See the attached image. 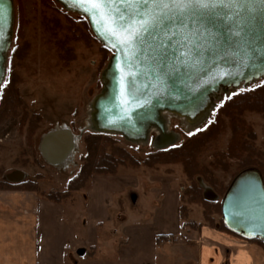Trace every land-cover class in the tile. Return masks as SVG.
<instances>
[{"label":"water","instance_id":"obj_1","mask_svg":"<svg viewBox=\"0 0 264 264\" xmlns=\"http://www.w3.org/2000/svg\"><path fill=\"white\" fill-rule=\"evenodd\" d=\"M54 1L85 18L94 38L112 52L102 74L108 83L93 99L95 120L101 130L125 141L149 140L150 127L158 123L160 112L193 118L215 94L264 80L261 0H225L215 13L192 10L185 26L170 24L168 29H153L143 39L129 42L124 41L123 32L129 26L139 27L138 16L127 18L132 6L106 4L98 12L87 5L77 6L75 0ZM122 14L126 19H120ZM13 26V0H0V87ZM109 27L120 35H110ZM208 194L210 198L215 195ZM220 211L230 231L264 245V179L258 168L248 167L234 176L220 201Z\"/></svg>","mask_w":264,"mask_h":264},{"label":"rangeland","instance_id":"obj_2","mask_svg":"<svg viewBox=\"0 0 264 264\" xmlns=\"http://www.w3.org/2000/svg\"><path fill=\"white\" fill-rule=\"evenodd\" d=\"M13 4V34L6 55L5 77L0 87V97L7 83L10 80L15 81L21 105L16 116H10L0 125V180L5 181L7 176L20 172L24 174L25 181L34 182L44 195L51 192L63 194L69 181L84 164L86 146L83 137L91 135V132L80 134L81 140L73 165L66 171L54 168L43 160L39 152V142L43 135L54 129L57 124L67 125L74 135L84 128L89 103L103 89L102 74L112 52L94 38L90 29H84L81 22L86 21L85 18L65 11L54 0H13ZM51 19L58 21L57 26ZM87 34L90 35L89 38ZM63 42L67 44V54L64 53L66 48L58 44ZM25 45L27 48H24V57L19 58L15 51ZM263 83L264 80L245 89L224 93L216 108L232 95ZM214 111L203 126L190 133H185L179 123L173 121L170 130L178 133L180 140L172 147L180 146L192 135L206 130L213 120ZM243 118L254 131L255 148L264 152V118L256 113H246ZM29 125L34 128L31 135L26 130ZM102 136L114 141L116 146L125 150L136 163L120 166L118 173L147 171L160 178L173 179L180 187V195L189 186L190 182L180 163H155L151 160L158 151L150 146L130 144L118 135ZM154 136L155 134H151L152 139ZM230 136L231 132L225 120L222 131L201 148L197 158L199 165L210 169L213 178L223 186H229L238 171L237 160H227L229 166L226 171L215 163L216 157L225 153ZM195 179L202 191V197L208 200L203 196L204 185L219 197L216 202H219L220 207L225 192L219 196L216 188L206 182L204 177L197 176ZM87 186L88 184L78 191L68 192L63 203L66 204L69 219L74 221L77 227H80L78 222L81 220L78 217L84 213ZM187 208L189 219L196 224L203 222V208L200 205L187 204ZM214 212V220L219 222L221 213Z\"/></svg>","mask_w":264,"mask_h":264},{"label":"crops","instance_id":"obj_3","mask_svg":"<svg viewBox=\"0 0 264 264\" xmlns=\"http://www.w3.org/2000/svg\"><path fill=\"white\" fill-rule=\"evenodd\" d=\"M179 190L147 171L93 176L80 227L66 204L0 191V264H264L262 244L214 229L203 213L199 230L181 231Z\"/></svg>","mask_w":264,"mask_h":264},{"label":"trees","instance_id":"obj_4","mask_svg":"<svg viewBox=\"0 0 264 264\" xmlns=\"http://www.w3.org/2000/svg\"><path fill=\"white\" fill-rule=\"evenodd\" d=\"M43 1L50 2V0ZM53 22L57 26L58 21L52 20V23ZM81 23L83 24L84 29H89L86 21H82ZM87 37L89 38L90 35L87 34ZM64 43L65 42L58 44L62 48H66L64 49V53L67 54L69 51L66 47L67 44ZM24 48H27L26 45L25 47L16 49L15 53L19 58L24 57ZM15 85L16 82L10 80L2 90V95L0 97V125L10 116H16L18 107L21 105ZM214 112L213 120L210 122L206 130L192 135L187 142L180 146L158 151L153 155L154 158L151 161L163 164L171 162L180 163L183 167L185 176L190 182L183 194L180 195L178 218L181 231L199 230L202 227L201 224H196L189 219L187 204H196L203 208V216L205 222L209 226L240 238L224 225L222 219H220L219 222H215L213 216L215 213L214 211L221 213L218 205L219 202L206 201L202 197V191L197 186L195 178L197 176L204 177L206 182L216 188V193L219 196H222L228 186H223L221 182H218L216 178H213L210 169L199 165L197 158L201 148L218 136L222 131L225 120H227L231 136L225 153L219 154L215 159V163L218 164L219 168L226 171L229 166L226 161L229 159L237 160V173L245 168L255 167L260 170L264 179V152L255 148L254 131L243 118L246 113H256L264 118V83L232 95L217 107ZM32 129H34L33 126L29 125L26 129L27 133L31 135ZM102 135L103 134L91 133V135H85V137H83L86 146L84 164H82L75 176L69 181L67 189L63 194L59 192H51L44 195L38 190L36 184L32 181L10 184L0 180V191L35 192L39 197L47 201L63 204L67 199L68 192H75L85 187L93 176H115L118 173V168L120 166L136 164L125 150L116 146L114 141ZM28 138L27 142L29 141ZM159 240L160 239L158 238V241ZM248 241H255L262 244L257 239Z\"/></svg>","mask_w":264,"mask_h":264},{"label":"bare ground","instance_id":"obj_5","mask_svg":"<svg viewBox=\"0 0 264 264\" xmlns=\"http://www.w3.org/2000/svg\"><path fill=\"white\" fill-rule=\"evenodd\" d=\"M101 82L104 87L107 85L108 79L102 76ZM222 95L215 94L212 97L211 102H209V104H207L206 107L193 118L182 117L176 113L168 111L160 112L158 123H155L150 127L149 140L140 138L127 140V142L138 146H150L155 151L168 149L177 144L180 140V135L170 130L171 123L173 121H177L185 133L195 131L207 122ZM85 131L93 134H109L108 132L101 130L95 120L93 100L90 101L87 109V117L84 123V128L82 127L78 134L74 135V133L65 124H57L54 129L43 135L39 143V152L43 160L46 161L48 165L54 166V168L62 171L68 170L69 167L73 165L74 156L78 151L79 141L81 140L80 134ZM151 134H155L153 139L151 138ZM22 177H24V174L17 172L8 177V181L16 182ZM204 188L210 192V188L205 186Z\"/></svg>","mask_w":264,"mask_h":264},{"label":"snow or ice","instance_id":"obj_6","mask_svg":"<svg viewBox=\"0 0 264 264\" xmlns=\"http://www.w3.org/2000/svg\"><path fill=\"white\" fill-rule=\"evenodd\" d=\"M237 3L238 0H231ZM264 2V0H261ZM76 5H87L98 12L104 5L119 3L133 7V13L130 17L133 20L139 17V27L125 29L123 39L125 42L133 38L143 39L144 35L152 32L153 29H168L170 24L185 26V17L192 19V10L199 13H215L218 7L225 4V0H75ZM126 12V10H124ZM106 15V13H105ZM121 20L126 19L122 14ZM110 35H120L117 30L109 27L106 29Z\"/></svg>","mask_w":264,"mask_h":264},{"label":"built area","instance_id":"obj_7","mask_svg":"<svg viewBox=\"0 0 264 264\" xmlns=\"http://www.w3.org/2000/svg\"><path fill=\"white\" fill-rule=\"evenodd\" d=\"M12 175H14V174H12ZM8 177H10V176H7L6 179H5V181H7V182H9V183H13V182L8 181ZM20 180H21L20 182L25 181V177H22ZM15 183H19V182H15ZM200 186H201V185H200ZM202 188H203V190H204V195H203V196H206V197H207V199H208L207 201H212V202H216V201H218L219 197H218L216 194L214 195L213 198H210V197H208V191L204 188L203 185H202ZM210 191H211V190H210ZM205 199H206V198H205Z\"/></svg>","mask_w":264,"mask_h":264},{"label":"flooded vegetation","instance_id":"obj_8","mask_svg":"<svg viewBox=\"0 0 264 264\" xmlns=\"http://www.w3.org/2000/svg\"><path fill=\"white\" fill-rule=\"evenodd\" d=\"M40 143V142H39ZM52 167H54V166H52Z\"/></svg>","mask_w":264,"mask_h":264}]
</instances>
